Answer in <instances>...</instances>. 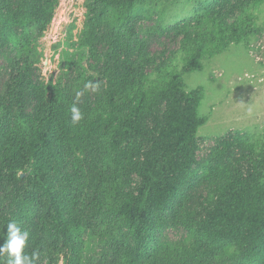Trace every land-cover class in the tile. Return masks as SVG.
<instances>
[{
	"label": "trees",
	"instance_id": "trees-1",
	"mask_svg": "<svg viewBox=\"0 0 264 264\" xmlns=\"http://www.w3.org/2000/svg\"><path fill=\"white\" fill-rule=\"evenodd\" d=\"M154 1L159 0H87L81 47L102 64L103 81L101 94L79 108L83 118L77 123L72 121L73 91L33 78L37 42L60 0L0 1V53L9 47L17 52L0 96V245L6 242L7 223L15 221L30 234L26 252L38 254L35 264L45 259L54 264L59 256L65 264L158 261L150 253L162 221L157 214L174 207L195 174L197 136L208 121L199 113L204 88L188 91L184 77L202 71L205 61L232 43L247 47L256 34L255 9L261 2L233 6L241 10L237 14L226 8L227 0L217 11L214 4L220 0H193L196 16L177 26L179 69L158 62L134 28ZM27 94L37 101L32 115ZM164 105L163 123L147 132L146 118L160 114ZM226 146L224 151L242 148L240 160L255 167L246 176H230L217 190L207 228L173 219L196 239L192 249L181 248L167 264H213L220 241L229 243L223 245L227 250L237 246L238 253L246 252L250 258L243 264H264V148L249 141ZM72 153L78 155L74 173H63ZM90 163L93 177L86 172ZM134 173L141 181L131 190ZM85 237L98 241L100 258L87 253L92 246ZM7 259L0 256V264Z\"/></svg>",
	"mask_w": 264,
	"mask_h": 264
},
{
	"label": "rangeland",
	"instance_id": "rangeland-1",
	"mask_svg": "<svg viewBox=\"0 0 264 264\" xmlns=\"http://www.w3.org/2000/svg\"><path fill=\"white\" fill-rule=\"evenodd\" d=\"M1 1V0H0ZM225 0L214 4L217 11ZM227 9L240 13L242 3L260 4L255 9L256 34L245 44H234L210 61H205L202 71L185 75V86L188 91L199 87L204 88V99L199 107L201 116L208 118L207 123L198 132V164L195 174L183 187L173 208L167 212L158 213L162 218L156 230V236L151 254L158 257L154 264H167L180 253L181 248L192 249L195 237L183 225L173 222V219H188L196 227L208 226V217L217 203L221 188L230 176L248 175L253 171L254 162L241 161L243 150L240 147H225L234 141L256 142L264 148V0H227ZM263 1V2H262ZM87 0H60L52 16V21L44 36L37 42L38 61L33 69L35 83L59 82L63 87L73 91L75 104L81 108L84 104L95 100L101 94L100 76L102 64L84 53L81 47L82 32L87 14ZM254 3V4H253ZM143 14L134 21V28L141 38L148 42V50L158 62L175 65L182 69L179 54L182 38L177 35V26L197 14L198 5L193 0H159L147 3ZM253 18V19H254ZM232 19H229V22ZM17 52L11 47L0 53V96L10 78L11 62ZM155 69L150 68L152 73ZM94 79V80H93ZM89 81L98 84L95 91L85 89ZM82 92L77 101L76 92ZM37 101L27 94V113L32 115ZM157 115L148 116L145 120V130L149 132L164 121V111ZM150 147V142L145 148ZM66 170L63 173H74L77 154H67ZM91 154L86 158L91 160ZM259 159H256L258 162ZM95 166L87 165L86 172L93 177ZM25 177L26 174H22ZM131 190L137 189L141 179L134 173ZM73 188L77 185L73 184ZM2 197V193H0ZM8 203V201H7ZM88 243L87 237L84 238ZM87 249L90 256L100 258L101 246L98 241H92ZM84 245V244H83ZM87 245V244H86ZM84 245V248H86ZM228 242L220 241L213 264H243L250 256L246 252H237L238 247H228ZM49 263L48 259L40 264ZM54 264H65L63 256H59ZM145 264H149L146 262Z\"/></svg>",
	"mask_w": 264,
	"mask_h": 264
},
{
	"label": "clouds",
	"instance_id": "clouds-1",
	"mask_svg": "<svg viewBox=\"0 0 264 264\" xmlns=\"http://www.w3.org/2000/svg\"><path fill=\"white\" fill-rule=\"evenodd\" d=\"M84 87L85 89H92L95 91L98 84L89 81ZM81 95L82 92H76L77 101H79ZM71 113L73 123H77L83 118L80 109L75 104L71 107ZM6 227L7 238L6 242L0 245V256L7 254V264H35L38 254L32 253L29 255L26 252L30 236L29 232L23 230L15 221H9Z\"/></svg>",
	"mask_w": 264,
	"mask_h": 264
}]
</instances>
